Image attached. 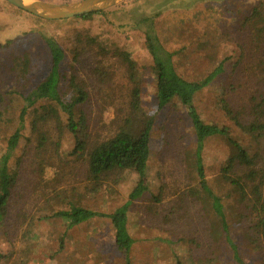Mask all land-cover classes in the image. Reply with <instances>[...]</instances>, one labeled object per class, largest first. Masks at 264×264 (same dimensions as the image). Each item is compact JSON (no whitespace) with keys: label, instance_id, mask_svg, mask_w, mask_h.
<instances>
[{"label":"trees","instance_id":"16d2710c","mask_svg":"<svg viewBox=\"0 0 264 264\" xmlns=\"http://www.w3.org/2000/svg\"><path fill=\"white\" fill-rule=\"evenodd\" d=\"M167 1L169 0H153L145 4V13L149 14L145 19L149 25L142 36L156 74V112L164 111L165 108L174 110L177 106L182 107L190 119L194 134L196 188L190 192L199 206L196 213L205 223L204 226H199L201 229L191 231L193 237L188 238L186 251L195 255V250L201 245V240L197 237L200 232H204V240L210 242L214 226L207 223L201 210L202 206L210 205L216 218L217 232L228 245L232 260L235 264H246L241 257L238 242L231 237L223 198L232 199L235 194L239 195V198H235L239 203L238 215L250 226L248 230L246 228L248 241L258 246L264 240V167L259 168L264 160V0L252 1L241 12L240 2L237 0H222L219 4L207 0L208 2L197 5L191 11L181 8L166 13L161 9L152 10L154 6H162ZM5 4L15 9L12 5ZM124 4L122 2L119 5L125 6ZM115 7L62 20L73 25L70 38L75 43L69 56L67 72L62 71V63L68 59L62 44L52 35L37 34L38 41L35 44L42 46L48 55L49 64L45 67L43 77L33 87L29 86L28 78L38 75L43 68L36 64L31 41L16 40V36L4 40L0 37V226L7 219L24 158L34 154L43 164L48 147L53 146L57 152L64 142L69 146V151L57 152V157L61 161L82 159L85 166L84 177L89 185L84 188L85 192L95 193L105 188L108 182L117 184L130 177L133 178L134 185L124 204L115 207L108 214L88 209L81 201L75 202L73 198L64 201L60 194H55L56 199L66 208L55 210L53 217L61 219L65 233L94 218L107 219L116 250L124 256L125 263L129 264L135 240L129 231L128 212L130 207H135L149 193L146 169L150 158L154 118L146 119L139 133L133 134L127 129L128 118L125 117L120 119L114 134L101 140H90L89 120L85 110L89 92L75 68L84 47L96 49L107 58H119L134 85L128 103L129 111L132 114L138 110L141 100L139 82L136 80V64L130 51L122 48L115 40L119 38L118 35L125 34V31H110L102 34L104 37L90 34V27L100 28L98 21L107 20L106 15ZM160 20H163V24H160ZM140 23L142 24V20L135 19L133 27L136 29ZM235 35H240L251 46L246 48L241 40L235 44ZM218 38L235 44L238 53L234 61L231 63L232 58L227 55L202 79H185L177 70L178 62L175 59L181 54V48L188 43H195L199 50H204L209 46L210 40ZM175 41L179 50H170L169 43H176ZM254 43L256 45L252 46ZM253 52L256 53L255 58ZM243 65L246 69L242 68ZM227 67L231 69L232 76L238 71L247 70L253 79H257L255 87H258L252 91L240 113H235L240 107L231 104V97L228 99V94L236 89L233 79L224 84L216 102L224 117L240 133L237 137L232 135L228 127L204 122L193 103L195 95L211 87ZM65 134L68 135L66 140ZM212 140L224 141L229 150L218 173V179L227 187L225 195L206 178V145ZM161 189L159 187L157 194L151 196L154 204L161 200ZM162 244L172 249L180 248L181 240L168 238ZM257 249L259 248L254 250ZM199 259L209 262L201 256Z\"/></svg>","mask_w":264,"mask_h":264},{"label":"rangeland","instance_id":"374dc122","mask_svg":"<svg viewBox=\"0 0 264 264\" xmlns=\"http://www.w3.org/2000/svg\"><path fill=\"white\" fill-rule=\"evenodd\" d=\"M41 1L65 4L80 0ZM148 1L153 0H125V6L119 5L122 2L117 4L119 6L115 5L117 7L113 6L115 8L106 15L105 22L98 21L100 28L90 27V34L99 36L110 31H125V34L118 35L119 38L115 40L122 48L130 51L136 64L141 103L135 113L131 114L128 107L134 85L119 58H107L96 49L84 47L79 62L75 64L77 75L84 81L89 92L85 110L89 120L90 140H101L114 134L120 119L125 117L128 118L127 129L133 134L139 133L146 119L154 118L150 158L146 169L149 193L135 207H130L128 212L129 231L135 240L130 251L129 264H235L228 245L217 232L216 218L210 205L201 208L207 223L214 226L210 242H206L204 232H200L197 237L201 240V245L195 250V255L186 251L188 238L193 237L191 231L201 229L199 226H204L205 223L196 213L199 206L190 192L196 188L193 162L195 139L190 119L182 107L177 106L174 110L165 108L164 111L156 112V74L142 36L149 25L145 19L149 14L144 10ZM252 1L255 0H237L240 2L239 11L247 8ZM206 2L208 1L169 0L162 6H154L152 10L161 9L166 13L181 8L191 11ZM210 2L219 4L222 0ZM21 12L0 0V37L4 40L16 36V40L31 41L36 64L43 68L38 75L28 78L29 86L33 87L38 83L49 64L48 55L42 46L35 44L38 41L37 34L52 35L62 44L68 55V59L62 63V71H69L68 60L75 46L70 38L73 25L64 21H45ZM135 19L142 20V24L137 25L136 29L133 27ZM159 22L163 24V20ZM233 40L235 44L241 40L246 48L251 46L240 35H235ZM234 43L218 38L210 40L209 46L204 50H199L195 43H188L181 48L178 58H175L178 62L177 70L187 80L202 79L227 55L232 58L231 63L234 61L238 53ZM255 45L254 43L252 46ZM168 46L170 50H179L177 42H171ZM253 57H256L254 52ZM230 71L227 67L225 73L211 87L199 91L193 103L204 122L228 127L232 135L237 137L240 133L217 107L219 94L222 93L224 84L233 79L236 89L228 94V99L231 97V104L240 107L235 110V113H240L241 107L258 86L255 87L257 79H253L247 70L238 71L235 76ZM100 72L104 74L100 75ZM237 85L240 87H236ZM67 138L68 135L65 134L64 139ZM61 145L58 153L69 151V146L64 142ZM206 149V178L225 195L227 187L218 179V173L229 152L228 146L224 141L212 140L208 142ZM57 152L53 146H49L44 153L43 164L34 154L24 158L7 219L0 226V264H126L124 256L116 250L113 232L107 219L97 217L65 233L63 222L59 217H53V214L55 210L66 208L56 199L55 194H60L64 201L73 198L75 202L81 201L88 209L108 214L127 200L134 185L133 178L121 180L117 184L108 182L105 188L95 193L85 192L84 188L89 185L84 177L85 166L82 159L61 161ZM263 167L264 160L259 168ZM159 187L162 188L161 200L154 204L151 196L157 194ZM235 198H239V195L235 194L232 199L223 198L231 237L238 242L241 257L246 264H264V240L258 246L248 241L246 228L248 230L250 226L238 215L239 203ZM168 238L180 239V248L172 249L163 245L162 241ZM255 248L259 249L254 250ZM200 256L209 262L200 260Z\"/></svg>","mask_w":264,"mask_h":264},{"label":"water","instance_id":"95a60500","mask_svg":"<svg viewBox=\"0 0 264 264\" xmlns=\"http://www.w3.org/2000/svg\"><path fill=\"white\" fill-rule=\"evenodd\" d=\"M16 9L45 21H62L107 10L125 0H80L53 4L41 0H4Z\"/></svg>","mask_w":264,"mask_h":264},{"label":"bare ground","instance_id":"6f19581e","mask_svg":"<svg viewBox=\"0 0 264 264\" xmlns=\"http://www.w3.org/2000/svg\"><path fill=\"white\" fill-rule=\"evenodd\" d=\"M25 1H27V0H25Z\"/></svg>","mask_w":264,"mask_h":264}]
</instances>
